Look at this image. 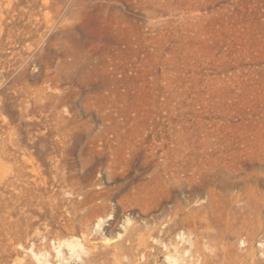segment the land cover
<instances>
[{
  "label": "rangeland",
  "instance_id": "obj_1",
  "mask_svg": "<svg viewBox=\"0 0 264 264\" xmlns=\"http://www.w3.org/2000/svg\"><path fill=\"white\" fill-rule=\"evenodd\" d=\"M70 238L264 264V0H0V264Z\"/></svg>",
  "mask_w": 264,
  "mask_h": 264
},
{
  "label": "bare ground",
  "instance_id": "obj_2",
  "mask_svg": "<svg viewBox=\"0 0 264 264\" xmlns=\"http://www.w3.org/2000/svg\"><path fill=\"white\" fill-rule=\"evenodd\" d=\"M104 219L102 217H97V222L95 224V231H97L99 234L103 235L101 229L102 226L104 225ZM130 221L127 219L123 222V228L124 232L121 234L119 233V238L124 239V241H131L130 238L127 237L126 233L129 231V229H132L133 227L131 224H129ZM136 228H133L132 230L134 231ZM126 233V234H125ZM88 236L89 234L87 232L82 233V239L88 242ZM181 238V236L179 237ZM105 239V238H104ZM106 240V239H105ZM143 239L142 237H139V243L140 245L143 244ZM63 248H66L69 256L66 257L63 253ZM53 250L56 255L57 259V264H65L67 261H73L77 263L76 261H80L77 264H84V261L82 258H85V261H91L90 256L92 254L91 249L88 247H85L82 243L81 240L78 238H70L64 241H59L57 242V245H53ZM27 252L31 255V257L35 260V263L37 264H52L48 258V255L45 252H34L32 248L27 249ZM167 263L168 264H179L177 259L174 258L172 255H167L166 257ZM15 264H22L20 262H15Z\"/></svg>",
  "mask_w": 264,
  "mask_h": 264
}]
</instances>
